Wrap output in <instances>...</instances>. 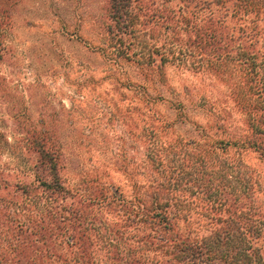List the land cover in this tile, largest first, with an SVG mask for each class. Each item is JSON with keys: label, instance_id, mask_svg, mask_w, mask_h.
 Returning a JSON list of instances; mask_svg holds the SVG:
<instances>
[{"label": "trees", "instance_id": "16d2710c", "mask_svg": "<svg viewBox=\"0 0 264 264\" xmlns=\"http://www.w3.org/2000/svg\"><path fill=\"white\" fill-rule=\"evenodd\" d=\"M107 16L108 60L134 66L139 81L122 83L139 103V162L127 158L123 190L102 176L69 189L60 146L44 138L36 182L53 210L31 230L49 257L0 264H264V178L242 159L264 161V0H107ZM166 65L207 90L166 100L153 88ZM189 123L194 138L174 134Z\"/></svg>", "mask_w": 264, "mask_h": 264}, {"label": "rangeland", "instance_id": "374dc122", "mask_svg": "<svg viewBox=\"0 0 264 264\" xmlns=\"http://www.w3.org/2000/svg\"><path fill=\"white\" fill-rule=\"evenodd\" d=\"M109 23L107 0H0V259L44 263L49 257L44 240L32 234L53 210L36 182L37 176L44 180L38 155L44 138L60 146L57 174L69 189L102 176L123 190L127 158L139 162V103L122 85L139 81L134 66L108 60ZM163 72L165 86L155 79L153 88L166 100L192 102L196 90H207L200 76L175 65ZM168 106L153 109L173 120ZM188 115L195 124L205 120ZM194 125H176L173 132L194 138ZM242 159L264 178L263 160L252 153Z\"/></svg>", "mask_w": 264, "mask_h": 264}]
</instances>
